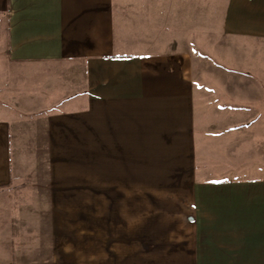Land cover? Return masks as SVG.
Segmentation results:
<instances>
[{"label": "crops", "instance_id": "0c3cea01", "mask_svg": "<svg viewBox=\"0 0 264 264\" xmlns=\"http://www.w3.org/2000/svg\"><path fill=\"white\" fill-rule=\"evenodd\" d=\"M214 31L264 45V0H0V191L13 122L44 121L56 248L97 230V261L51 264H264L246 105L208 104L185 48Z\"/></svg>", "mask_w": 264, "mask_h": 264}, {"label": "rangeland", "instance_id": "374dc122", "mask_svg": "<svg viewBox=\"0 0 264 264\" xmlns=\"http://www.w3.org/2000/svg\"><path fill=\"white\" fill-rule=\"evenodd\" d=\"M206 35L203 44L185 47L195 59L197 87L208 104L213 97L216 101L221 99V103L214 100V107L234 104L235 111L239 112L246 105V119H243L246 120V160L251 157L264 161V45L246 46L242 40L219 36V31H214L213 37L210 32ZM225 89L233 95V101L226 98ZM13 125L16 179L9 188L0 191V264L97 261V253H93L97 251V230L92 229L91 239L87 238L92 253H85L81 221L75 222L77 226L80 224L76 227L80 229L77 237L59 240L60 244L69 246L56 248L52 235L53 210L61 212L51 206L46 184L48 156L44 121H14ZM68 213L82 217V207H69ZM91 214L96 219L98 207L92 206ZM3 225L7 230H2Z\"/></svg>", "mask_w": 264, "mask_h": 264}]
</instances>
